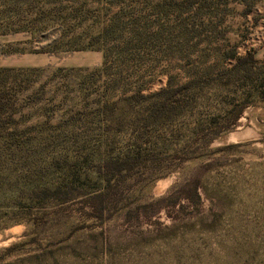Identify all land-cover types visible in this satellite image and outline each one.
I'll use <instances>...</instances> for the list:
<instances>
[{
	"label": "rangeland",
	"instance_id": "obj_1",
	"mask_svg": "<svg viewBox=\"0 0 264 264\" xmlns=\"http://www.w3.org/2000/svg\"><path fill=\"white\" fill-rule=\"evenodd\" d=\"M19 1L0 0V67L17 77L0 141L34 161V185L65 179L67 198L0 204L34 217L6 244L35 239L19 253L34 264L48 250L47 264H264V0H149L186 28L103 72L108 46L85 27L114 4ZM40 15L69 35L34 27Z\"/></svg>",
	"mask_w": 264,
	"mask_h": 264
},
{
	"label": "trees",
	"instance_id": "obj_2",
	"mask_svg": "<svg viewBox=\"0 0 264 264\" xmlns=\"http://www.w3.org/2000/svg\"><path fill=\"white\" fill-rule=\"evenodd\" d=\"M19 3V0L15 3L11 0H3V4L8 7L12 5L16 6ZM108 3L114 4L112 11L106 13L104 16L99 15L96 23L85 27V34L88 39L101 44L102 49L105 44L108 46L104 49L105 60L99 72L108 71L111 67L117 66L119 60L132 59L135 61V55L141 58L150 55L153 47L156 46L158 48L157 45L165 44L163 42L165 35L172 34L169 31H175L179 24H183L177 22L178 17L173 15V12L163 10L166 2L152 5L149 0H108ZM169 3L175 8L181 5L178 0H169ZM41 5H45V3L42 1L40 3L34 2V8H38ZM170 18L173 19H171V23L169 24L168 20ZM44 19L45 16L43 15L34 17V27L40 28L41 26L43 28L50 24H58L60 32L57 36V41H61L65 36L69 35L67 31H64L63 23H55V19H52L51 23H44ZM184 26L186 28V25ZM72 33L74 34L73 31ZM134 65L139 70L144 68L150 72L155 68V65H146L145 67L136 65L135 63ZM12 72L14 70L11 68L0 67V114L9 109L12 103L5 93L8 90V85L16 81L17 77H7ZM110 74H113V72L111 71ZM191 87L190 84H185L179 90H190ZM179 90H170V87H168L155 93V96L167 95L165 98L169 99V92L176 94ZM241 110L236 114V118L241 113ZM1 136L2 133L0 132ZM64 182L65 179L55 182L38 179L34 185V161H31L28 155L23 153L19 148L0 141V204L6 203L9 206H12V204L13 206H23V204H26L25 206L29 208L34 204V191H36V196L39 199L51 202L61 200V202H64L67 197L64 196L65 193H60L64 192ZM197 185H199V180H197ZM198 189V186H195L194 197L191 195L184 196L186 201L190 202L195 197L200 198ZM168 195L170 194L168 193L160 197L159 200L162 202ZM179 198L177 196L172 205L177 204ZM21 214L14 212L8 218L0 212V232L15 223L25 222L34 225V217H27ZM34 240L26 239L0 248V264H34V250L24 257L19 256V253L22 252L21 249L24 246L33 244ZM9 255H15L16 258L12 261H5ZM48 255H50V250L38 252L35 257L40 261L39 264H47L42 262V260L48 257Z\"/></svg>",
	"mask_w": 264,
	"mask_h": 264
},
{
	"label": "water",
	"instance_id": "obj_3",
	"mask_svg": "<svg viewBox=\"0 0 264 264\" xmlns=\"http://www.w3.org/2000/svg\"><path fill=\"white\" fill-rule=\"evenodd\" d=\"M9 240H11V238L8 235H1L0 236V247L1 246H7L6 242H8Z\"/></svg>",
	"mask_w": 264,
	"mask_h": 264
},
{
	"label": "bare ground",
	"instance_id": "obj_4",
	"mask_svg": "<svg viewBox=\"0 0 264 264\" xmlns=\"http://www.w3.org/2000/svg\"><path fill=\"white\" fill-rule=\"evenodd\" d=\"M161 187H158V190L160 189ZM161 191V190H160ZM23 227L21 225L19 226H15L13 228H11V232L12 233H18ZM14 235V234H13ZM15 237V236H14Z\"/></svg>",
	"mask_w": 264,
	"mask_h": 264
}]
</instances>
